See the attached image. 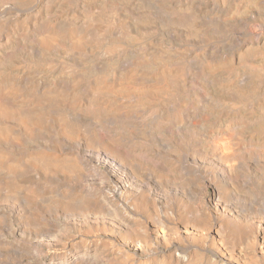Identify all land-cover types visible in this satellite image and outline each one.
<instances>
[{
    "label": "bare ground",
    "instance_id": "6f19581e",
    "mask_svg": "<svg viewBox=\"0 0 264 264\" xmlns=\"http://www.w3.org/2000/svg\"><path fill=\"white\" fill-rule=\"evenodd\" d=\"M0 248L264 264V0H0Z\"/></svg>",
    "mask_w": 264,
    "mask_h": 264
},
{
    "label": "rangeland",
    "instance_id": "374dc122",
    "mask_svg": "<svg viewBox=\"0 0 264 264\" xmlns=\"http://www.w3.org/2000/svg\"><path fill=\"white\" fill-rule=\"evenodd\" d=\"M22 255H19L17 251L8 252L0 248V264H30V257L25 254Z\"/></svg>",
    "mask_w": 264,
    "mask_h": 264
}]
</instances>
